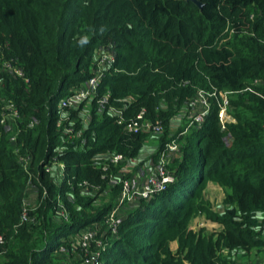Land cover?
Listing matches in <instances>:
<instances>
[{"label":"trees","instance_id":"1","mask_svg":"<svg viewBox=\"0 0 264 264\" xmlns=\"http://www.w3.org/2000/svg\"><path fill=\"white\" fill-rule=\"evenodd\" d=\"M196 1L201 8L187 0H0V121L9 106L17 113L0 124L2 264H85L92 253L93 264L264 259V0ZM103 54L114 63L84 127L86 102L59 104L95 75ZM199 90L229 92L234 122L221 125L209 98L203 123L168 160L173 183L137 200L112 231L106 221L121 186L109 179L139 166L149 136L128 132L107 110L127 123L143 112L161 126L155 162ZM116 155L124 160L114 168ZM53 163L65 167L60 180L45 171ZM210 184L224 192L218 213L205 199ZM198 216L220 230L193 231ZM84 231L95 233L87 250Z\"/></svg>","mask_w":264,"mask_h":264},{"label":"built area","instance_id":"2","mask_svg":"<svg viewBox=\"0 0 264 264\" xmlns=\"http://www.w3.org/2000/svg\"><path fill=\"white\" fill-rule=\"evenodd\" d=\"M114 63V59L110 55L103 54L98 62L97 71L95 75L91 77L87 83H85L82 88L72 93L70 96L63 99L59 107L61 110L64 109H79L80 105L88 102H92L96 99V94L98 91L99 83L101 80V76L104 72L110 70ZM229 92H218L216 94L215 90L212 92L199 90L196 96L191 99L188 103L187 110L191 111V119L185 129L178 133V136H183L188 130L193 127H200L204 121L205 116L209 110V98H215L217 102V106L219 108V121L221 125H223V119H225L226 109L228 106L227 96ZM103 101L98 100L97 104L102 105ZM9 113L7 115H3L2 120L0 121L1 125L5 124L6 117L17 118L16 111L11 107H7ZM108 114L110 116L115 117L117 120V124L122 125L125 124V130L130 133H142V134H153V135H161L162 128L158 124H153L144 117V113L141 112L138 114L133 120L130 122H126L122 119V112L115 108H109ZM101 113V111H100ZM224 117V118H223ZM225 124V123H224ZM66 134H72L71 129L65 131ZM178 137L171 138L168 142L164 143L158 152V156L156 159V165L152 166L148 169L149 175L146 180L140 185L137 182H132L129 179H123L120 177L118 180L111 176L109 179V184L112 186L120 185L121 193L118 200V207L114 208L106 221V224L109 229L114 231L117 225V213L120 207L124 204H129L133 201L137 200H148L155 194L159 192H163L166 187L173 183L174 178L172 174L167 169V164L169 157L172 155H176L179 151V143L177 142ZM11 142L14 141V137L10 139ZM123 157L121 155L113 156L110 160V163L114 168L118 167L120 163L123 162ZM26 164V161H25ZM125 168V167H123ZM122 168V169H123ZM65 167L62 164L53 163L46 167L45 171L47 173L54 171L58 179L60 180L63 177ZM104 172H107L108 167L104 166L102 168ZM122 170H119L120 173ZM34 202V201H33ZM33 203H29L28 201L24 204V211L22 214V221H26L27 218V209L32 206ZM59 216H63V213H59ZM95 233L92 231H84L81 233V246L87 250L90 244L94 241ZM4 240L0 237V246L3 245ZM96 247L102 248L101 242L96 241ZM98 253L89 254L87 259L85 260V264H93Z\"/></svg>","mask_w":264,"mask_h":264},{"label":"rangeland","instance_id":"3","mask_svg":"<svg viewBox=\"0 0 264 264\" xmlns=\"http://www.w3.org/2000/svg\"><path fill=\"white\" fill-rule=\"evenodd\" d=\"M229 99H230V97L227 96L228 106L226 109L225 119H223V122H222L223 124L234 122V120L232 119V116L230 114ZM231 99H234V98H231ZM90 109H91V105L88 104V102H86V104L83 105V107L81 109L80 115L83 119L84 127H86V124L90 120V115H89ZM73 110H77V109H73ZM186 111L188 113L184 112V114H182L180 117L173 120L172 126H171L172 129L170 131V135H169L168 139L178 137L177 142L180 143L181 136H178L177 132L180 129L184 130L185 127L187 126V124L189 123L190 119H191V111H188V110H186ZM148 136L149 137L145 143V147L143 149L142 156L137 161L139 166H137L136 164L132 165V166L126 165V167L121 169L122 171L120 173H118V177H126L127 176V177H129L128 178L129 180H132V182H137L138 185H140L141 183H143L146 180L147 176L149 175L148 169L150 167L156 165V161L154 162L152 160V155H154L155 151L158 149V147H159L158 145H159L160 138H161L160 136L153 135V134H148ZM176 155L170 156L169 161H171L172 158H175ZM142 162H143V164L140 166V164ZM223 195H224V192L219 187H217L213 184H210L207 187L206 192H205V199H206L210 209L213 212H215V213L220 212L219 209L221 206V201H222ZM108 197H109V195H104V199L107 200ZM33 201H34L33 191L30 190L29 196H28V202L33 203ZM135 206H136V201H133L129 204H124L123 207H121L118 210L117 216L120 217V216L124 215L125 213L130 212ZM190 227L193 231L205 229L206 233H211V232L220 230L219 226H217L216 224L211 223L209 221H206L204 216H198L196 219H194L191 222ZM171 249L173 251H175L176 250V244H172ZM238 262H239V264H264V259L261 256L252 255L251 257L247 258L246 260L244 258H239ZM0 264H2L1 259H0Z\"/></svg>","mask_w":264,"mask_h":264},{"label":"water","instance_id":"4","mask_svg":"<svg viewBox=\"0 0 264 264\" xmlns=\"http://www.w3.org/2000/svg\"><path fill=\"white\" fill-rule=\"evenodd\" d=\"M187 1H190L194 3L198 8H201V5L196 0H187Z\"/></svg>","mask_w":264,"mask_h":264},{"label":"crops","instance_id":"5","mask_svg":"<svg viewBox=\"0 0 264 264\" xmlns=\"http://www.w3.org/2000/svg\"><path fill=\"white\" fill-rule=\"evenodd\" d=\"M232 123V122H231Z\"/></svg>","mask_w":264,"mask_h":264}]
</instances>
